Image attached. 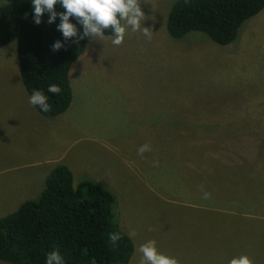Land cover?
I'll list each match as a JSON object with an SVG mask.
<instances>
[{"label":"rangeland","instance_id":"1","mask_svg":"<svg viewBox=\"0 0 264 264\" xmlns=\"http://www.w3.org/2000/svg\"><path fill=\"white\" fill-rule=\"evenodd\" d=\"M173 1L140 0L151 40L130 28L120 46L87 38L68 71L72 103L46 124L26 113L15 42L0 47V216L38 195L27 164L63 143L73 183L112 192L128 264L149 239L179 264H264V7L220 46L197 31L169 37Z\"/></svg>","mask_w":264,"mask_h":264},{"label":"trees","instance_id":"2","mask_svg":"<svg viewBox=\"0 0 264 264\" xmlns=\"http://www.w3.org/2000/svg\"><path fill=\"white\" fill-rule=\"evenodd\" d=\"M1 1L0 47L15 42L18 74L25 92L30 97L39 90L48 97L51 111L44 112L39 106H34L35 110L44 117L62 114L72 97L68 71L87 38L65 40L57 27L59 15L50 24L47 11L41 23L35 24L31 0ZM263 7L264 0H175L164 26L172 39L197 31L223 46L231 43L242 23ZM55 11L59 14L65 9L57 3ZM70 22L82 31L75 18ZM112 35L111 29L105 30V36ZM58 40L63 46L53 51L52 45ZM49 84H57L61 92H48ZM114 201L111 192L90 180L74 184L67 165L57 163L34 199L0 216V261L46 264L47 255L56 251L63 264H128L133 245L114 219ZM110 233H119L121 239L113 244Z\"/></svg>","mask_w":264,"mask_h":264},{"label":"clouds","instance_id":"3","mask_svg":"<svg viewBox=\"0 0 264 264\" xmlns=\"http://www.w3.org/2000/svg\"><path fill=\"white\" fill-rule=\"evenodd\" d=\"M61 4L65 11L57 13L55 6ZM33 8V20L35 24L41 23V18L45 11L50 13L48 23H53L57 15L60 17V23L57 25L65 40L76 38L77 41L85 38L91 40L103 41L105 30L111 29L113 36L110 38L113 46H120L124 42L127 29L132 32H142V35L151 40L153 31L149 27H142V21L146 19L144 12L140 7V0H31ZM27 15V14H26ZM70 18L82 26V31L77 25L70 22ZM123 21V23H122ZM61 41H56L52 45L53 51L62 47ZM48 92L58 94L61 92L57 84H49ZM29 104L39 106L42 111H51V105L48 103V97L39 90H34L29 97ZM152 151L151 145L145 143L138 147L137 154L143 157L145 152ZM153 166H158V161H153ZM203 193V199H209L211 193L204 191V185H200ZM152 229L149 228V231ZM135 236V230L129 233ZM121 239L119 233H110L109 240L115 244ZM137 252L140 254L138 264H179V261L172 256L160 252L157 248V242L149 239L142 243ZM46 264H63V260L58 252L53 251L46 257ZM228 264H254L253 260L246 254L232 257Z\"/></svg>","mask_w":264,"mask_h":264},{"label":"crops","instance_id":"4","mask_svg":"<svg viewBox=\"0 0 264 264\" xmlns=\"http://www.w3.org/2000/svg\"><path fill=\"white\" fill-rule=\"evenodd\" d=\"M26 92H24L25 94ZM27 99L29 100L28 98V95L27 93L25 94ZM73 95V94H72ZM73 100V99H72ZM99 98L97 99V102L95 103V107L97 108L99 104ZM72 103V101H71ZM70 103V105H71ZM30 111H27L26 113L27 114H31V115H37L40 116L43 120H45L42 124H46L47 121H52V120H48L47 118H45L44 116H41L40 114H38V112L35 110L34 106H32ZM67 111V110H66ZM64 113V112H63ZM62 113V114H63ZM25 113H20V115H23ZM61 115V114H59ZM58 116V115H57ZM55 117V116H54ZM41 119V120H42ZM47 119V121H46ZM49 123V122H48ZM43 147H46V145H43ZM69 148L68 147H65V144L61 143L60 146H59V150H57L55 153L51 154L50 152H48L49 156L45 155V156H36L34 157V161H30L27 165H28V169L30 170V173L31 175L33 173H35L36 175L41 173L40 174V178L41 176L43 177V181H44V178L45 176L48 174V172L50 171V169L56 165L57 163H64L65 165H67L68 168L69 167ZM112 193V192H111ZM113 195V194H112ZM119 226V225H118ZM120 227V226H119ZM121 229V228H120ZM122 231V230H121ZM123 232V231H122ZM124 233V232H123ZM125 234V233H124ZM126 235V234H125ZM128 236V235H127ZM133 245V244H132Z\"/></svg>","mask_w":264,"mask_h":264}]
</instances>
